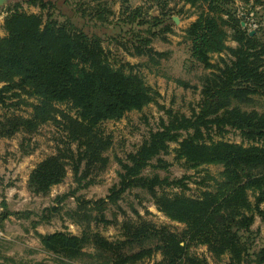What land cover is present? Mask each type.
<instances>
[{"label": "trees", "instance_id": "16d2710c", "mask_svg": "<svg viewBox=\"0 0 264 264\" xmlns=\"http://www.w3.org/2000/svg\"><path fill=\"white\" fill-rule=\"evenodd\" d=\"M145 3L150 4H123L117 13L107 0H17L6 8L0 35V138L21 134L20 151L30 154L26 135L52 124L55 151L31 169L27 190L45 196L68 171L76 184L63 196L74 197L76 206L68 215L80 233L35 232L39 244L62 264H143L156 253L161 255L157 264H213L191 252L192 245L206 246L216 259L227 255L226 264H264V236L257 246L259 230L253 229L258 218L264 232V109L243 108L264 102V0ZM23 4L39 11L29 12ZM185 6L195 14L183 29L188 58L208 70L200 78L196 108L190 115L166 109L139 145L116 156L117 181L106 196L76 195L108 165L105 153L113 138L102 124L157 102L160 94L140 67L153 71L165 58L152 43L166 40L174 26L171 13H181ZM152 7L158 14L149 13ZM250 19L255 28H248ZM105 38L116 52L144 61L114 59ZM19 104L30 111L16 112ZM231 131L239 135V143L223 138ZM171 143L176 144L174 160L186 170L221 167L217 174L204 171L193 181L199 194L187 193L191 175L169 174L170 162L162 155ZM134 189L183 227L156 224L133 206L132 216H107L110 207L125 215L118 203ZM58 209L45 208L50 215ZM10 213L19 215L5 211L0 221ZM49 218L44 215L40 221ZM99 225H116L118 235L109 239L95 229Z\"/></svg>", "mask_w": 264, "mask_h": 264}, {"label": "rangeland", "instance_id": "374dc122", "mask_svg": "<svg viewBox=\"0 0 264 264\" xmlns=\"http://www.w3.org/2000/svg\"><path fill=\"white\" fill-rule=\"evenodd\" d=\"M17 0H7L0 5V35L4 34L3 18L6 14V8ZM107 0L116 13L121 5L127 4L131 7L138 5L148 7L150 3L146 0ZM241 3H239L240 5ZM173 5L172 3L170 4ZM124 6V5H123ZM180 5H177L176 9ZM23 8L29 12H38V8L23 4ZM152 15L158 14L155 7L149 9ZM174 26L172 33H168L166 40L155 39L152 43L156 50L164 51L165 58L160 61L153 71L140 67L146 82L155 87L160 96L156 103H150L140 111H131L126 113L118 120L105 121L102 128L113 138L111 148L105 153L108 157L106 169L95 177L94 183L76 191V195H81L87 199H97L108 194V190L113 183L117 181L116 171L118 165L116 156H123L125 152L133 150L143 139L144 133L150 128H156L159 118L165 116V110L190 115L193 108L199 100V91L201 88L200 78L208 70L202 66L194 65L190 62L188 56V43L183 39V29L195 19L193 8L185 6L181 13H171ZM174 17L178 22L175 23ZM248 28H255L253 20H248ZM245 24H243L244 26ZM100 33L104 30H98ZM228 45H235V42L228 40ZM106 49L112 52L114 59H124L131 63L137 64L143 62L145 58L130 56L120 50L115 51V47L106 38L104 41ZM113 58V57H111ZM217 56L214 55L212 60L215 61ZM157 69V71H156ZM26 102H32V98L25 97ZM257 100L254 104L243 106L245 109L255 108L259 111L264 109V102ZM165 108V109H162ZM15 111L26 115L30 107L19 104ZM55 127L52 124L42 125L34 134L26 135L25 143L29 148H33L30 154H22L19 148L22 139L21 134L11 138H0V214L7 212H19L15 216L10 213L7 218L0 221V264H62L56 255L42 250L35 232L49 233L57 230L68 231L72 234L80 233V226L75 223L68 215L70 210L74 209L76 202L72 196H63L70 193L76 186L73 181L72 173L67 172L63 180L51 187L50 192L45 196H38L27 190L26 182L31 169L47 155L54 153L55 140L53 139ZM225 140L239 143L241 141L236 132H228L223 137ZM175 143L170 144L167 153L162 158L170 162L169 174L180 177L183 174L192 176L189 180L190 189L188 194L197 195L200 192V186L193 183L198 180L204 171L211 174H217L221 167L216 165H203L195 169L186 170L180 162L174 160L173 148ZM203 168V169H202ZM124 210L125 215L116 207H110L107 210V216L112 217L116 212L118 219L124 216H132L131 206L136 208L146 219L156 224H166L171 228L181 229L183 226L178 222L171 221L162 212L158 211L155 205L141 191L134 189L124 195V198L118 203ZM48 206H57L58 211L51 215L45 210ZM147 210V211H146ZM147 212V213H146ZM44 215L50 216L49 220L40 221ZM36 223V224H33ZM109 239L118 235L116 225L95 228ZM253 229L259 230L257 246L262 243L264 232L261 223L256 218ZM189 250L198 255L204 256L213 264H226L227 255L214 258L206 249V246H190ZM161 259L159 253L154 254L151 258L146 259L143 264H157Z\"/></svg>", "mask_w": 264, "mask_h": 264}, {"label": "water", "instance_id": "95a60500", "mask_svg": "<svg viewBox=\"0 0 264 264\" xmlns=\"http://www.w3.org/2000/svg\"><path fill=\"white\" fill-rule=\"evenodd\" d=\"M7 0H0V5H2L4 2H6ZM174 21H175V23H177L178 22V20H177V18L176 17H174ZM242 24H244V23H242ZM250 34H253L254 33V31L253 30H251L250 32H249Z\"/></svg>", "mask_w": 264, "mask_h": 264}]
</instances>
